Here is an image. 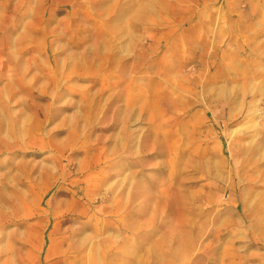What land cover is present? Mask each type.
Returning a JSON list of instances; mask_svg holds the SVG:
<instances>
[{"label":"rangeland","instance_id":"obj_1","mask_svg":"<svg viewBox=\"0 0 264 264\" xmlns=\"http://www.w3.org/2000/svg\"><path fill=\"white\" fill-rule=\"evenodd\" d=\"M0 264H264V0H0Z\"/></svg>","mask_w":264,"mask_h":264}]
</instances>
